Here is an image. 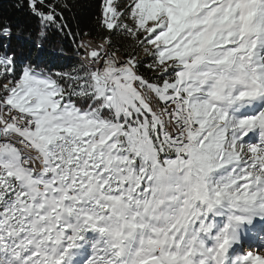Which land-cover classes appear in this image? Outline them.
Listing matches in <instances>:
<instances>
[{
	"label": "snow or ice",
	"instance_id": "obj_1",
	"mask_svg": "<svg viewBox=\"0 0 264 264\" xmlns=\"http://www.w3.org/2000/svg\"><path fill=\"white\" fill-rule=\"evenodd\" d=\"M25 6L78 62L0 23V264H264V0H100L95 46Z\"/></svg>",
	"mask_w": 264,
	"mask_h": 264
},
{
	"label": "trees",
	"instance_id": "obj_2",
	"mask_svg": "<svg viewBox=\"0 0 264 264\" xmlns=\"http://www.w3.org/2000/svg\"><path fill=\"white\" fill-rule=\"evenodd\" d=\"M24 0H0V23L19 26L22 30L21 38L13 39L11 47L21 60H30L54 71L70 70L78 62L75 45L71 38L63 33L49 32L42 47H34L37 21L30 16L27 8H21ZM72 5L65 13L72 30L85 34L82 39L104 41L109 34L101 27L100 0H70ZM38 42V41H37ZM113 43H120L113 37Z\"/></svg>",
	"mask_w": 264,
	"mask_h": 264
},
{
	"label": "rangeland",
	"instance_id": "obj_3",
	"mask_svg": "<svg viewBox=\"0 0 264 264\" xmlns=\"http://www.w3.org/2000/svg\"><path fill=\"white\" fill-rule=\"evenodd\" d=\"M86 42H89V44H91L92 46L93 45H96V44H98V43H93V42H91V41H89V40H86ZM104 42V41H103ZM100 43H102V42H100ZM253 243H259V241H254Z\"/></svg>",
	"mask_w": 264,
	"mask_h": 264
},
{
	"label": "bare ground",
	"instance_id": "obj_4",
	"mask_svg": "<svg viewBox=\"0 0 264 264\" xmlns=\"http://www.w3.org/2000/svg\"><path fill=\"white\" fill-rule=\"evenodd\" d=\"M84 40H89V41H92L93 43H95V42H96V43H98V44H100V42H102V43H103V41H94V40H91V39H88V38H87V39H84ZM96 45H97V44H96Z\"/></svg>",
	"mask_w": 264,
	"mask_h": 264
},
{
	"label": "built area",
	"instance_id": "obj_5",
	"mask_svg": "<svg viewBox=\"0 0 264 264\" xmlns=\"http://www.w3.org/2000/svg\"><path fill=\"white\" fill-rule=\"evenodd\" d=\"M84 42L86 43V44H89V42H86V40H84ZM92 42V41H91ZM93 46H95V45H93Z\"/></svg>",
	"mask_w": 264,
	"mask_h": 264
}]
</instances>
